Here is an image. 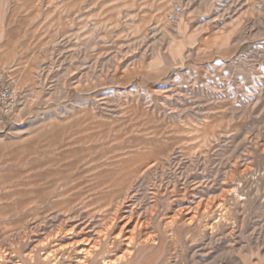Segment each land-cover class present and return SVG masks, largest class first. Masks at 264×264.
Returning a JSON list of instances; mask_svg holds the SVG:
<instances>
[{"label":"rangeland","instance_id":"1","mask_svg":"<svg viewBox=\"0 0 264 264\" xmlns=\"http://www.w3.org/2000/svg\"><path fill=\"white\" fill-rule=\"evenodd\" d=\"M0 49V264H264V0H0Z\"/></svg>","mask_w":264,"mask_h":264},{"label":"built area","instance_id":"2","mask_svg":"<svg viewBox=\"0 0 264 264\" xmlns=\"http://www.w3.org/2000/svg\"><path fill=\"white\" fill-rule=\"evenodd\" d=\"M19 99L7 71L0 68V128L14 119Z\"/></svg>","mask_w":264,"mask_h":264},{"label":"bare ground","instance_id":"3","mask_svg":"<svg viewBox=\"0 0 264 264\" xmlns=\"http://www.w3.org/2000/svg\"><path fill=\"white\" fill-rule=\"evenodd\" d=\"M2 47H3V46H2ZM0 50H1V49H0ZM3 51L6 52L5 49H2V52H3ZM6 54H7V52H6ZM8 57H9V55H7L5 58L7 59ZM122 229H123V228H122ZM120 230H121V229H120ZM119 236H120V234H119ZM91 249H92V248H91ZM129 251H130V250H129ZM84 253H85V252H84ZM89 253H90V251H89ZM129 253H130V252H129ZM129 253H128V254H129ZM126 254H127V253H126ZM131 254H132V252L130 253V256L133 257ZM124 255H125V254H124ZM84 256H85V255H84ZM86 256H87V255H86ZM86 256H85V258H86ZM128 256H129V255H128ZM88 257H89V256H88ZM91 257H92V256H91ZM91 257H90V258H91ZM119 257H120V256H119ZM131 257H130V258H131ZM120 258H123V255H122ZM126 258H127V257H126ZM126 258H125V260H126ZM133 258H134V257H133ZM44 259H45V258H44ZM44 259H43V260H44ZM118 259H119V258H118ZM25 260H26V261H29V262H35V261H36V259H35V258L33 259L32 257H30V258H25ZM45 260H46V259H45ZM85 260H86V259H85ZM79 261H80V260H79ZM110 261H111V260H110ZM85 263H87V262H86V261H83V259H82V262H78V264H85ZM105 263H106V262H105ZM127 263H128V262H127ZM44 264H48V263H45V262H44ZM107 264H108V263H107ZM112 264H113V262H112Z\"/></svg>","mask_w":264,"mask_h":264}]
</instances>
